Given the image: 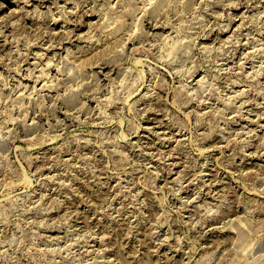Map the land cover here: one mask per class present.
I'll list each match as a JSON object with an SVG mask.
<instances>
[{
	"label": "rangeland",
	"instance_id": "1",
	"mask_svg": "<svg viewBox=\"0 0 264 264\" xmlns=\"http://www.w3.org/2000/svg\"><path fill=\"white\" fill-rule=\"evenodd\" d=\"M0 264H264V0H0Z\"/></svg>",
	"mask_w": 264,
	"mask_h": 264
},
{
	"label": "bare ground",
	"instance_id": "2",
	"mask_svg": "<svg viewBox=\"0 0 264 264\" xmlns=\"http://www.w3.org/2000/svg\"><path fill=\"white\" fill-rule=\"evenodd\" d=\"M173 50V49H172ZM49 64V63H48ZM45 73H43V75H44ZM48 78V77H47ZM48 83V82H47ZM51 83H52V81H51ZM45 86V85H44Z\"/></svg>",
	"mask_w": 264,
	"mask_h": 264
}]
</instances>
